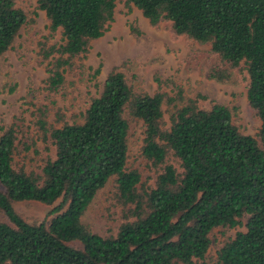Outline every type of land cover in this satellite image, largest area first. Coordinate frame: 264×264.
<instances>
[{
    "label": "trees",
    "instance_id": "1",
    "mask_svg": "<svg viewBox=\"0 0 264 264\" xmlns=\"http://www.w3.org/2000/svg\"><path fill=\"white\" fill-rule=\"evenodd\" d=\"M127 1L151 24L170 22L175 34L210 43L224 64L211 74L218 81L244 66L248 101L261 120L260 142L239 130L230 107L214 102L202 108L204 96L186 99L182 89L181 105L164 128L167 94L136 91L115 67L83 123L56 128L48 107L37 108L33 124L56 147L42 174L14 165L23 118L0 136V264H264V0ZM117 2L38 0L51 32L63 39L41 45L50 92L64 87L74 60L109 30ZM26 21L14 0H0V54ZM130 119L144 124L141 154L159 170L154 186L140 188L139 171L127 166ZM113 176L125 221L115 236L103 237L83 216ZM21 201L59 204L49 221L30 223L15 208ZM219 227L245 230L209 259L210 234Z\"/></svg>",
    "mask_w": 264,
    "mask_h": 264
},
{
    "label": "rangeland",
    "instance_id": "2",
    "mask_svg": "<svg viewBox=\"0 0 264 264\" xmlns=\"http://www.w3.org/2000/svg\"><path fill=\"white\" fill-rule=\"evenodd\" d=\"M14 2L25 12L27 21L10 49L0 54V136L17 117L24 119L26 127L14 158L16 168L42 174L45 162L56 157V147L50 140L45 141L33 124L37 108L48 107V122L56 128L65 123H83L88 104L100 95L108 74L115 67L136 91L167 94L163 103L164 128L171 126L176 105H181L177 97L182 89L186 99L204 96L198 100L202 108H210L214 102L230 107L239 130L260 142L261 120L248 101V76L244 66L235 68L230 80L218 81L212 77L213 70L224 64L212 52L210 43L202 44L175 34L170 22L153 25L133 3L118 0L109 30L91 42L86 55L74 60L64 87L53 93L47 89L48 61L43 60L41 45L63 43L62 35L60 31L51 32L50 20L40 9L38 0ZM168 97L177 100L171 102ZM143 138V122L130 119L127 166L139 171V187L147 188L154 186L159 170L142 156ZM171 162L178 166L173 159ZM116 178L111 177L98 191L83 216V222L103 237L115 236L125 221L124 208L114 197ZM14 205L30 223L49 221L55 216L49 215L55 205L37 201ZM0 219L4 220L1 213ZM243 230L244 227L214 229L210 234L212 246L208 258L213 259L223 242Z\"/></svg>",
    "mask_w": 264,
    "mask_h": 264
}]
</instances>
